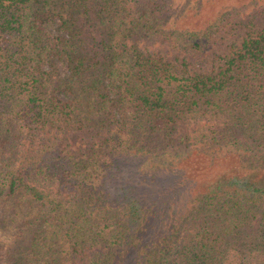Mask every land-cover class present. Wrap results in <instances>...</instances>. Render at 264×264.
Here are the masks:
<instances>
[{
  "label": "trees",
  "instance_id": "obj_1",
  "mask_svg": "<svg viewBox=\"0 0 264 264\" xmlns=\"http://www.w3.org/2000/svg\"><path fill=\"white\" fill-rule=\"evenodd\" d=\"M237 8L0 0V264H264V17L195 66Z\"/></svg>",
  "mask_w": 264,
  "mask_h": 264
},
{
  "label": "rangeland",
  "instance_id": "obj_2",
  "mask_svg": "<svg viewBox=\"0 0 264 264\" xmlns=\"http://www.w3.org/2000/svg\"><path fill=\"white\" fill-rule=\"evenodd\" d=\"M223 5H230L234 3L237 6V11L233 12L232 16L239 17V23L233 26V21H228L226 28L220 34H217L215 38L211 40L212 47L210 54L207 58L199 57V61L196 60L195 66L201 68L204 64L208 63L213 53L224 54L229 48L233 41L240 40L246 24H249L250 20L254 19L258 22L261 17H264V0H220ZM178 3H187V0H177ZM256 22V21H255ZM257 25V24H256ZM253 26V25H252Z\"/></svg>",
  "mask_w": 264,
  "mask_h": 264
}]
</instances>
